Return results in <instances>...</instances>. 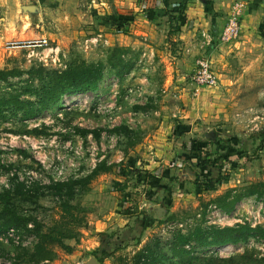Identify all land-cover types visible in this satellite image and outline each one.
Masks as SVG:
<instances>
[{
  "label": "rangeland",
  "instance_id": "rangeland-1",
  "mask_svg": "<svg viewBox=\"0 0 264 264\" xmlns=\"http://www.w3.org/2000/svg\"><path fill=\"white\" fill-rule=\"evenodd\" d=\"M97 1L82 0L73 9L87 16L75 18L74 30L66 31L64 21L51 19L43 29L36 26L31 34L12 37H44L49 42L47 48L6 51L2 47L6 40L0 41V69L20 72L0 79V98L22 92L32 83L38 86L39 79L29 73L32 68L62 70L82 60L103 64L95 89L64 95L33 118L23 119V111L11 105L1 107L0 191L12 190V208L28 221L25 227H12L18 240H0V264H76L97 250L102 238L110 241L111 253L102 257L101 264H138L133 256L146 242L155 238L166 242L174 230L186 232L196 225L264 226L262 197L244 196L231 210L212 201L228 190L241 192L264 180V37H258L257 32L244 36L243 29L234 40L220 43L208 24V33L196 31L190 41H184L179 39L180 24L173 29L168 22L160 33L147 37L136 30L139 24L134 20L124 22L119 17L117 0H105L102 5ZM179 1L185 4L183 0L172 2ZM119 32L126 33L131 44L120 45ZM117 47L122 48L121 54ZM117 55L132 65L123 76L109 63V58L117 62ZM200 57L211 60L218 76L216 86L195 82ZM20 98L35 100V95L27 93ZM119 125L127 126L134 135L111 131ZM85 130L89 132L83 133ZM211 131L214 140H208ZM157 134L174 140L166 151L161 145L156 149L147 143ZM133 140L138 143L130 146ZM150 156L161 164L188 156L186 161L190 156L195 161L175 165L172 177L165 167L154 182L151 174L144 173L146 183L141 186L143 179L124 173L126 161L135 158L141 165ZM102 161L114 164L113 168L93 178L87 190L78 189L70 201L81 210L77 213L82 221L74 225L76 236L64 239L65 247L52 244L51 260L35 262L30 253L37 242V225L48 232L67 217L61 209L62 200L44 186L86 176ZM212 162L220 168L221 178L214 183V190H207L195 177L199 170L200 180H205V163ZM15 176L28 192H14L11 178ZM147 186L161 190L158 199L166 209L161 219L149 218L148 209L141 206ZM32 187H38L37 191ZM144 216L148 218L139 224L137 219ZM124 233L131 237L123 239ZM118 237L121 242L117 243ZM162 250L168 256L163 263L178 264L169 258L167 243ZM193 254L190 264H264V238L249 236L235 244L195 246Z\"/></svg>",
  "mask_w": 264,
  "mask_h": 264
},
{
  "label": "trees",
  "instance_id": "trees-1",
  "mask_svg": "<svg viewBox=\"0 0 264 264\" xmlns=\"http://www.w3.org/2000/svg\"><path fill=\"white\" fill-rule=\"evenodd\" d=\"M173 0H160L162 5V16L165 17L166 22L169 23L171 28H175L178 25V20L181 14H183L184 2L173 3ZM185 1V0H183ZM171 32V31H169ZM122 48L117 47V51L121 54ZM118 54V53H117ZM117 55V62L112 61L109 58V63L112 67H117V74L120 76L125 75L131 69L130 62H124ZM18 70L6 71L0 69V79L6 80L9 74H19ZM31 77H37L39 79L38 86L34 84H29L24 88L22 92L16 94H10L8 97L0 98V111L2 106L11 105L16 110H22L23 119L33 118L37 116L43 109H47L52 105L57 104L64 95L70 93H81L93 90L97 87L99 80L102 78L103 74V64L102 62H87L80 61L66 67L62 70H49L44 67L32 68L29 71ZM31 81V78H30ZM32 82V81H31ZM34 94L35 100L21 99L22 94ZM112 132L118 135L124 134L127 137H132L134 131L124 125H119L111 129ZM83 133L89 132V130L82 131ZM95 136L99 135L97 130H91L90 133ZM214 140V139H212ZM138 141L133 140L130 146H134ZM128 149H123V153L127 155ZM135 159V158H134ZM133 158H128L126 161V167L124 173L127 175L137 174L140 170L138 169V163L134 162ZM121 165V163H120ZM114 164H106L102 161L96 164V166L91 170L86 176L61 180V181H51L49 184L45 185L44 188L51 191L53 195L61 199V209L64 214H66L65 220H59L55 223V226L50 228L48 232H42L39 225L35 230L37 235V242L34 244L33 252L30 253L31 258L35 262H40L43 260H51L53 258V251L50 246L54 243L61 247L66 245L63 243L64 239L74 238L76 236L74 225H79L82 219L79 217L77 207L79 205L70 204L78 192V189L87 190L89 183L98 174L107 172L113 168ZM205 166L208 168L209 176L201 181L199 174L196 175V180L200 181L202 188L207 190H214L216 183L220 180V168H218L213 162L211 165ZM13 187L16 194H24L28 192L25 189V185L21 181H17V177L11 178ZM17 181V182H15ZM201 185V184H200ZM38 187H32L31 190L37 191ZM233 190V189H232ZM228 190L225 193L217 196L212 201L217 203V205L222 209L231 210L234 205L241 200L244 196L255 195L257 197L264 198V180L251 183L243 188L241 192H231ZM235 191V190H233ZM36 193V192H35ZM43 193V192H42ZM12 190L5 189L0 191V234L11 227L19 228L25 227L28 221L12 208L11 204ZM149 218L152 219L150 214ZM148 217L138 218L139 224H143L145 219ZM28 230V229H27ZM128 233H124L125 238H130ZM249 236L264 238V226L258 225L252 227L248 224H235L233 226H201L196 225L186 232L181 230H174L170 238L165 242L160 239H153L146 242L133 256V259L138 264H165L162 260L168 257L165 252H163V244L167 243L169 245L170 256L169 258L175 259L178 264H190L195 255L193 254L195 246L205 247V246H221L229 243H238L247 240ZM139 238H137L138 240ZM121 242V237L117 238V243ZM106 243V244H105ZM110 241H105L104 238L101 239L100 247L92 251L90 254L94 255L97 260L101 263L102 257L110 255L109 245ZM193 244V245H192ZM192 245V246H191ZM190 246V248H187ZM68 250L70 248L66 247Z\"/></svg>",
  "mask_w": 264,
  "mask_h": 264
},
{
  "label": "crops",
  "instance_id": "crops-1",
  "mask_svg": "<svg viewBox=\"0 0 264 264\" xmlns=\"http://www.w3.org/2000/svg\"><path fill=\"white\" fill-rule=\"evenodd\" d=\"M94 1L98 3L97 0ZM242 1L245 2L240 9L241 30L243 32L244 29V36H251L250 34L257 32V34L259 33L258 37H264V0ZM103 2H105V0H101L99 3L102 5ZM237 2H240V0H185L184 12L180 15L181 18L179 17L178 20V24H180V28L182 29L179 39H183L184 41L189 39L190 41L192 37L195 36L196 31L208 33L209 30L206 27L208 24L211 25L212 28V31L209 32L213 36H218V33L227 21L229 13ZM81 3H83L82 0H0V41L31 34L36 26L43 29L46 25L45 21L51 19H60L64 21V27L66 31H69L74 26L75 18H87L86 13L83 11H77L79 9H75L76 11L73 10L78 6L77 4L81 5ZM25 4L34 5V11L27 13V10H23L22 7L25 6ZM138 11L139 14H137ZM74 13H76V16ZM117 13L124 22L134 20V24H139L136 30L146 34L147 37L155 36L160 33L159 30H164L167 24L165 17L162 16V5L160 0H117ZM130 13H132L131 16L128 15ZM46 14L49 18L45 16ZM120 23L122 22L120 21ZM156 23L160 25H156ZM202 25H204V27H202ZM56 26H58V24H56ZM242 26L244 27L242 28ZM52 27L51 25V28ZM161 27L162 29H160ZM71 30L74 29L72 28ZM40 33V35H42L43 31ZM132 33H134V30L131 32V35ZM54 35L58 36L57 34ZM117 35L119 36L120 45H122V43L125 45H128V43L131 44L127 42L129 36L126 33L119 32ZM135 40L137 41V39ZM146 45L150 47V44ZM161 138L163 140H161ZM173 142L174 140H172L171 137L165 135L161 136L159 134L154 135L152 139L147 141L150 147L155 146L157 149V147L161 145V147H165V151ZM145 152L146 150L142 151L141 154L144 155ZM155 154L157 153L155 152ZM188 158L189 156L186 159ZM186 159L183 158L181 161L175 159V163H172L173 161L171 160L168 161L167 164H161L153 160L150 156L146 158L143 164L140 165V163H138L140 171L133 175L143 179L141 186L146 183V180L144 181V173L151 174L152 181L154 182L158 180V176L156 175L166 167L165 172L168 176L172 177V173L176 169L175 165L181 163L190 165V163H194L195 161L192 156H190L189 160L186 161ZM204 167L205 175L208 177V168L207 166ZM197 174H200L199 170ZM181 184L184 185L183 183ZM150 186L146 187L149 191L145 197L146 199H142L141 202L149 199L161 204L158 199L161 190L157 189L155 191L153 190L154 188ZM190 186L192 187L191 184ZM150 195L151 197H147Z\"/></svg>",
  "mask_w": 264,
  "mask_h": 264
},
{
  "label": "built area",
  "instance_id": "built-area-1",
  "mask_svg": "<svg viewBox=\"0 0 264 264\" xmlns=\"http://www.w3.org/2000/svg\"><path fill=\"white\" fill-rule=\"evenodd\" d=\"M243 4L244 2L240 0V2L235 3L233 6L231 12L228 15L226 25L222 28L218 35V40L220 43L232 41L239 36L241 30L240 9ZM203 34L205 35L206 33ZM2 47L6 51H12L21 48H47L49 47V42L44 37L28 40L9 39L4 42ZM193 78L195 79V82L201 86L213 87L217 85L218 76L215 73L212 62L209 58L200 57L196 61V70L194 72ZM141 206L144 207L143 204H141ZM141 206H139L140 209ZM16 233V230L11 227L1 234L0 240L16 241L18 240V235Z\"/></svg>",
  "mask_w": 264,
  "mask_h": 264
},
{
  "label": "water",
  "instance_id": "water-1",
  "mask_svg": "<svg viewBox=\"0 0 264 264\" xmlns=\"http://www.w3.org/2000/svg\"><path fill=\"white\" fill-rule=\"evenodd\" d=\"M23 10H27L29 12L34 11L35 6L34 5H25L22 7ZM210 135V137H215V132L211 131L208 133ZM208 140H212L211 138H208ZM144 205L145 208L148 209L149 214L152 216V218L154 219H161L163 218L164 214H165V207L162 206L161 204L152 201V200H145L142 203ZM76 264H101L97 258L92 255V254H88L85 259H83L82 261L76 263Z\"/></svg>",
  "mask_w": 264,
  "mask_h": 264
},
{
  "label": "flooded vegetation",
  "instance_id": "flooded-vegetation-1",
  "mask_svg": "<svg viewBox=\"0 0 264 264\" xmlns=\"http://www.w3.org/2000/svg\"><path fill=\"white\" fill-rule=\"evenodd\" d=\"M208 138L214 139L215 137L213 138V137H210V135H209Z\"/></svg>",
  "mask_w": 264,
  "mask_h": 264
}]
</instances>
